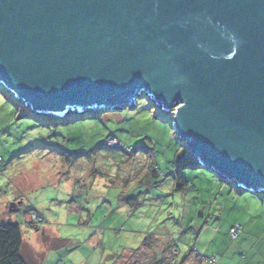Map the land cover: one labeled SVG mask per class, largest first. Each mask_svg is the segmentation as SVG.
Here are the masks:
<instances>
[{"label":"water","instance_id":"95a60500","mask_svg":"<svg viewBox=\"0 0 264 264\" xmlns=\"http://www.w3.org/2000/svg\"><path fill=\"white\" fill-rule=\"evenodd\" d=\"M0 85L50 117L147 96L200 167L264 193V0H0Z\"/></svg>","mask_w":264,"mask_h":264},{"label":"rangeland","instance_id":"374dc122","mask_svg":"<svg viewBox=\"0 0 264 264\" xmlns=\"http://www.w3.org/2000/svg\"><path fill=\"white\" fill-rule=\"evenodd\" d=\"M173 110L145 97L59 124L1 85L0 224L17 222L40 264H176L190 248L217 244L226 223L263 230L258 193L202 167L181 169L186 185L175 188L174 155L187 147L176 139ZM33 211L42 221L26 225Z\"/></svg>","mask_w":264,"mask_h":264},{"label":"trees","instance_id":"16d2710c","mask_svg":"<svg viewBox=\"0 0 264 264\" xmlns=\"http://www.w3.org/2000/svg\"><path fill=\"white\" fill-rule=\"evenodd\" d=\"M145 97L147 98V96H142L139 98H145ZM150 102L153 104L152 101ZM134 106L135 103L130 104L129 106L126 107L133 108ZM122 109L115 108L113 110H109L104 108H99V109L94 108V111H88V110L73 111L72 109L69 110L66 113V115L63 117H55V116L54 117L56 118L57 123L68 124L75 122L77 120H82L87 118H92V119L97 118L103 112L119 111ZM174 165H175V177H174L175 188L183 189L184 186L186 185V182L184 181L183 176L181 174V169L185 167H191V168L200 167L201 163L193 157L192 153L188 149H186L184 152L177 151L175 153ZM148 166L150 167L151 164H149ZM220 179L222 181L224 180L222 177H220ZM239 189H240L239 191L243 192L241 188ZM258 194H260V196H264V193H258ZM28 247L23 240L20 225L17 222H7L5 224H0V264H39L42 257H40L39 254H36V256L32 254ZM144 248L145 247L141 249H136L135 251L138 252L143 251ZM135 251H130V252L131 254H135L136 253ZM173 251L176 254H179L177 250H173ZM200 256L203 258L205 257L204 255H200ZM120 258H122V256L119 257L118 259ZM160 260L161 257L159 259H156L155 262L158 261L157 264H160L159 263ZM173 262H169V264ZM114 264H117V260L114 262Z\"/></svg>","mask_w":264,"mask_h":264},{"label":"crops","instance_id":"0c3cea01","mask_svg":"<svg viewBox=\"0 0 264 264\" xmlns=\"http://www.w3.org/2000/svg\"><path fill=\"white\" fill-rule=\"evenodd\" d=\"M14 200L15 199H13V201ZM7 222L14 221L9 220ZM208 225L209 224H205L204 227ZM233 225L234 224L226 223L224 226H222V229H217V232H221L222 236L217 241V244L213 243L212 239H209L208 248L207 246H198V248L196 249L190 248L188 253L186 255H183L181 258L178 254V261L180 259L182 260H180V262H177L176 264H264V229L260 230L258 228L255 229L254 233H249V231L252 230V227L246 228V226L244 227V225L242 224V228L237 234L236 238L232 239L231 235L229 234V230ZM195 229L197 230L198 228L195 227ZM41 235L42 239H48L47 234L42 233ZM247 235H250V238L246 241ZM59 236L60 235H57V238L61 239ZM207 240L208 239L206 238V241ZM25 244L27 245V247L29 246L28 248L30 249L31 253L36 256V250L33 249L28 243L25 242ZM194 245H196V242ZM216 246L217 248H215ZM167 247L169 248L171 246ZM210 250L211 254L210 256H207L208 258L206 256V258L200 256L202 255L201 253L206 255V253H208Z\"/></svg>","mask_w":264,"mask_h":264},{"label":"built area","instance_id":"2783aa9c","mask_svg":"<svg viewBox=\"0 0 264 264\" xmlns=\"http://www.w3.org/2000/svg\"><path fill=\"white\" fill-rule=\"evenodd\" d=\"M116 146H118L121 149H126L128 147L126 144H124V143H122L120 141H119V144H117ZM38 218H40V220L42 221V218L38 215V213L33 211L30 214V219L29 220H25V223H26V225H29L30 223L36 222ZM240 229H241V226L239 224L233 225L230 228V230H229V234L231 235V237L236 238V236L239 233Z\"/></svg>","mask_w":264,"mask_h":264}]
</instances>
